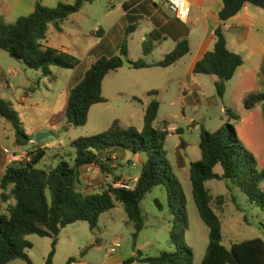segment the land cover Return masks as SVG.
Instances as JSON below:
<instances>
[{
	"label": "trees",
	"instance_id": "obj_1",
	"mask_svg": "<svg viewBox=\"0 0 264 264\" xmlns=\"http://www.w3.org/2000/svg\"><path fill=\"white\" fill-rule=\"evenodd\" d=\"M94 1L74 0L72 4L58 3L55 8L44 7L37 1L29 16L18 18L10 24L0 23V50L11 58L21 60L26 68L40 71L43 77L54 79L51 68L74 70L81 61L69 53L45 46L46 32L49 25L61 31V23L78 13L84 4ZM245 4L264 10V0H222L217 14L220 25L213 31L214 47L195 63L192 70L193 74L215 76L214 89L221 99L227 82L243 64L241 56L227 50L222 24L235 16ZM123 9L128 10L126 4ZM175 21L180 23L177 19ZM183 29L184 32L178 35L168 32V27L150 33L148 44L160 40L163 34L164 38H173L176 45L158 62L147 63L142 58L138 59L133 62V69L168 68L187 55L188 30L186 27ZM134 30L132 24L125 29L118 55L101 56L91 61L82 78L70 87L64 132L69 128L83 127L91 107L106 102L102 96L103 81L109 73L122 68L120 55L126 57L128 37ZM156 94V91L149 92L151 96ZM243 102L245 110H252L264 102V92L250 93ZM10 106V102L0 98V118L11 125L17 145L24 147L33 138L22 132L18 116L10 110ZM158 110V101L152 99L145 109L141 130L123 128L116 121L101 134L72 140L63 148L66 154L59 155L53 165L43 164L39 167L47 150L40 148L29 152L23 161L11 162L0 178L1 200L14 202L7 212H0V264H10L18 259L32 264L26 254V250L32 248V244L26 240L30 235L51 239L46 264H52L62 229L77 222H86L94 229L99 217L117 206L122 207L127 221L134 228L131 238L135 256L122 264H192V250L185 244L188 228L185 197L166 157V135L153 127ZM225 113L234 123L224 124L214 133L202 128L198 145L200 159L189 166L192 200L201 222L208 229V243L200 264H264V241L260 238L232 244L230 249L223 246L221 221L205 186L213 180L230 183L264 209V189L261 188L264 166L261 169L257 167L255 157L238 138L235 124L239 117L227 109ZM120 151L145 156L140 175L132 182L131 189L114 187L121 181L120 177H116L103 190L84 194L80 189L83 169L97 166L103 174H111L110 156ZM216 167L221 168L220 174L214 172ZM154 188L165 191L169 213L175 217L169 232L174 250L148 257L136 250V240L144 226L140 204ZM155 202L160 206L157 200ZM178 202L182 204V210L177 206ZM217 204L222 205V198L218 197ZM73 262L75 258H69L66 264Z\"/></svg>",
	"mask_w": 264,
	"mask_h": 264
},
{
	"label": "rangeland",
	"instance_id": "obj_2",
	"mask_svg": "<svg viewBox=\"0 0 264 264\" xmlns=\"http://www.w3.org/2000/svg\"><path fill=\"white\" fill-rule=\"evenodd\" d=\"M49 1L44 0V5L55 8L56 5L49 4ZM73 2L74 0H61V3L65 4ZM13 3L15 16L26 14L27 0H13ZM120 4L121 0H95L91 4L86 3L78 13L61 23V33L49 25L47 40L54 45L61 44L81 61L82 65L75 71L51 68L54 79L50 76L43 77L40 71L26 68L21 60L11 58L0 50V98L10 102V110L17 114L23 133L33 139L38 131L48 134L47 138L34 146L27 144L20 147L16 143L11 125L0 118V178L10 164L4 150L17 156L18 161H23L27 159L29 152L38 148L47 149L39 167L43 164L53 165L59 155L66 154L65 148L55 145L54 142L64 137L72 141L83 136L101 134L116 121L123 128L141 130L145 109L150 101L155 99L159 103V110L153 127L166 135V157L185 197V214L188 219L185 244L192 250V264H200L208 243V229L201 222L192 200L189 166L200 159L198 145L201 129L214 133L224 124L234 123L225 113L226 109L232 111L239 117L235 128L241 142L253 154L257 167L261 169L264 166V107L245 110L244 99L228 95L222 99L217 97L209 76H199L200 90L193 94L189 91L183 94L181 90L188 72L187 67L182 64L139 70L121 68L117 72L109 73L103 81L102 96L106 102L91 107L83 127L69 128L64 132L69 87L82 78L84 67L92 61V57L86 60L88 51L99 43L93 34L94 31L103 29L106 34L104 45L108 48V53L115 54L118 48L120 49L125 29L130 24L134 25L135 30L129 35L130 40L128 37L131 54L134 60L141 55L140 37L148 30L147 23L137 22L135 19L126 20L127 22L122 20L123 11ZM163 10L168 13L165 7ZM157 41L147 45L153 43L155 47ZM169 44L170 42L158 49L155 47V51L147 60H162L169 50ZM187 59L189 60L186 58L184 62H187ZM150 91H157V94L151 96ZM260 92H264V89ZM252 145L255 149H251ZM117 155V159L112 160L113 166H110L111 174H103L98 168L82 172L80 188L84 194L103 190L116 177L126 183H132L138 178L145 156L137 154L139 159L128 151L117 152ZM214 172L220 174L222 170L216 167ZM205 186L212 196L214 211L221 221L222 244L225 248L230 249L232 244L253 238L264 241V209L260 205L251 202L238 187L230 183L213 180ZM261 188L264 189V182ZM218 197L222 198L221 206L217 204ZM12 204L13 200L6 203L1 200L0 191V212H7ZM177 206L182 210L180 202ZM140 207L144 226L136 240V247L142 255L155 257L162 252L174 250L169 232L175 217L169 213L165 191L154 188L146 194ZM133 232V225L127 221L126 214L120 207L102 214L94 229L86 222L69 225L62 229L58 236L52 264H66L69 258H75V261H103L108 247L118 237L121 238L120 248L115 254L126 260L135 254L131 238ZM26 240L32 244V248L26 250L32 264H46L51 251V239L30 235ZM10 264L26 263L18 259Z\"/></svg>",
	"mask_w": 264,
	"mask_h": 264
},
{
	"label": "crops",
	"instance_id": "obj_3",
	"mask_svg": "<svg viewBox=\"0 0 264 264\" xmlns=\"http://www.w3.org/2000/svg\"><path fill=\"white\" fill-rule=\"evenodd\" d=\"M37 1H39L44 7L48 8V6L44 5V0H27V4L25 7L26 14L15 16L16 13L13 0H0V23L10 24L18 18L29 16L32 13L34 5ZM186 2L190 7V14L187 23H182L180 21V23H178L177 21H175L174 17L171 16L164 5H155L150 0H121L120 5L123 11L121 19L124 21L135 19L137 22L144 21L145 23H147L148 30L142 33L140 37V43L142 45L141 55L136 60H134L135 58H132L129 37L126 47V58L132 63L141 58H144L147 63H152L149 62L147 58L150 57L155 51L154 48L157 47L158 49L159 47H162V45L168 44V42H170L169 50L163 55V57L173 50L176 45L175 40L173 38H164L165 36L163 34H161V39L155 43V47L153 43L150 46L147 45L148 34L152 33L154 30L157 32L161 27H168V32L172 33L173 35H178L184 32L183 28H187L189 53L171 67H175L178 64H182V66L187 67L188 76L185 79V83L181 91L183 94L188 91L189 93L191 92L193 94L196 90L201 89V79H199V76L205 75L193 74L192 70L195 63L199 61L206 52L211 51L214 47L215 40L213 31L217 26L220 25L217 14L222 6V0H186ZM48 3L51 5H57L58 3H61V0H50ZM124 4L127 5V11H124L123 9ZM163 7H165L168 13L163 10ZM222 28L225 34L227 50L231 53L241 56V58L243 59L242 66L237 68L233 78L227 82L223 98L228 95L229 97H238L239 99H244V97L250 92L253 93L262 91L264 89V10L249 4H245L235 16L222 24ZM57 32L61 33L62 28L61 31ZM93 34L98 38L99 43L90 48L86 60L89 59V57H92L93 61L101 56L118 55L119 48L118 52L115 54L108 53V48H106L104 45L106 41V34L104 33L102 28H98L94 31ZM43 44L47 47H52L57 50L69 53L63 46H61V44L54 45L50 43L47 38ZM186 58H189V60L187 59L188 61L184 62ZM90 62H88V66ZM81 65L82 64L80 63V65L75 68L74 71L77 70ZM88 66L84 67L83 73ZM209 77L211 78L213 84L217 81V78L215 76ZM258 106L264 107V102L258 104L256 107ZM260 116H263L262 113ZM236 132L238 138L241 140L237 129ZM255 136L256 135L254 133V137ZM67 141L69 140L64 137L63 139L61 138V140L54 142V144L57 146H61V148H65L67 147V144L71 142L69 141L67 143ZM50 146L54 145L50 144ZM250 147L251 149H255L254 145ZM135 156L136 158H139V155L136 154ZM117 157V152L111 154V166H113L112 160L117 159ZM95 168L98 167L88 166L85 167L83 171L92 169L95 170ZM121 181L123 180L121 179ZM136 250L139 249L136 247ZM133 256H135V254H132L131 257ZM124 261L125 260L121 257V255H110L105 253L103 261L82 260L75 261L72 264H122ZM133 264L140 263L135 262Z\"/></svg>",
	"mask_w": 264,
	"mask_h": 264
},
{
	"label": "built area",
	"instance_id": "obj_4",
	"mask_svg": "<svg viewBox=\"0 0 264 264\" xmlns=\"http://www.w3.org/2000/svg\"><path fill=\"white\" fill-rule=\"evenodd\" d=\"M155 5H164L168 12L171 14L172 17L177 19L182 23H187L190 14V7L186 0H150ZM36 142L34 139H31L28 142V146H34ZM9 163L18 161L17 156L13 155L10 151L4 150ZM132 183H126L124 181H120L114 184V187H120L125 189H131ZM121 238H116L113 243L108 247L107 254H115L116 250L120 248Z\"/></svg>",
	"mask_w": 264,
	"mask_h": 264
},
{
	"label": "water",
	"instance_id": "obj_5",
	"mask_svg": "<svg viewBox=\"0 0 264 264\" xmlns=\"http://www.w3.org/2000/svg\"><path fill=\"white\" fill-rule=\"evenodd\" d=\"M120 59L123 62V68H133V63L130 62L129 60H127V58L124 55H120ZM48 137V134L42 133V132H38L36 133L34 140L35 142L38 144L40 142H42L45 138Z\"/></svg>",
	"mask_w": 264,
	"mask_h": 264
}]
</instances>
